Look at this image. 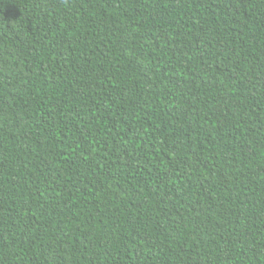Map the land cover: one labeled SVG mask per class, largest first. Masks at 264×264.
<instances>
[{"label":"trees","instance_id":"16d2710c","mask_svg":"<svg viewBox=\"0 0 264 264\" xmlns=\"http://www.w3.org/2000/svg\"><path fill=\"white\" fill-rule=\"evenodd\" d=\"M0 264H264V0H0Z\"/></svg>","mask_w":264,"mask_h":264}]
</instances>
